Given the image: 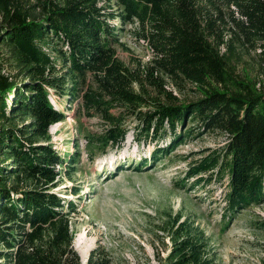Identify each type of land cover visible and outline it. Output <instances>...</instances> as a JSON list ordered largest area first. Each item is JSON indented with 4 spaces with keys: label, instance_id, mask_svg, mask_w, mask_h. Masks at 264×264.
Returning <instances> with one entry per match:
<instances>
[{
    "label": "trees",
    "instance_id": "1",
    "mask_svg": "<svg viewBox=\"0 0 264 264\" xmlns=\"http://www.w3.org/2000/svg\"><path fill=\"white\" fill-rule=\"evenodd\" d=\"M125 22L150 48L131 68L115 54ZM233 41L264 54V0H115V8L108 0H0V45L13 68L0 71V264L81 262L70 231L77 203L53 190L76 158L47 140L49 125L63 118L49 88L98 118L101 130L86 145L99 153L119 147L130 132L136 145L166 140L149 151L156 162L192 133L183 129L188 121L197 134L221 133L223 143L193 158L174 185L225 177L226 219L263 203L264 90L228 80L220 48L233 50ZM164 77L192 85L198 96L178 97ZM229 82L238 89L216 86ZM169 223L164 264H212L198 226L178 215ZM85 264L112 262L96 245Z\"/></svg>",
    "mask_w": 264,
    "mask_h": 264
},
{
    "label": "rangeland",
    "instance_id": "2",
    "mask_svg": "<svg viewBox=\"0 0 264 264\" xmlns=\"http://www.w3.org/2000/svg\"><path fill=\"white\" fill-rule=\"evenodd\" d=\"M108 1L115 8V0ZM112 21L119 24L116 19ZM133 25L129 22L120 25L117 31L120 43L115 45L116 56L130 68L135 62H145L150 54L147 42L131 32ZM232 43L231 51L220 48L226 53L228 80L237 79L264 90V54L258 46L245 41ZM6 55V47L0 45V71L13 69ZM164 78L165 86L178 97L198 96L192 85L182 81L174 85L168 77ZM216 86L238 89L231 82ZM49 90L48 96L63 112V118L49 125L47 140L60 155L74 153L76 158L71 167H65L53 188L77 203V212L70 219L76 253L79 254L78 247H87L89 251L98 245L112 264H164L170 244L166 229L171 217L178 215L179 220H191L206 235L212 264H264V230L258 227L264 222V202L241 209L226 219L225 177L194 187L189 185L191 179L183 188L174 185L193 158L223 143L221 133L197 134L195 123L188 121L183 129L190 128L192 133L156 162L149 159V151L166 140L136 145L130 132L119 147H107L99 153L90 150L93 145H86V138L101 130L98 118L83 115L77 99L69 100L64 94ZM143 157L144 165L135 167ZM72 186L78 189L76 195L69 191ZM79 261L84 263L81 257Z\"/></svg>",
    "mask_w": 264,
    "mask_h": 264
},
{
    "label": "bare ground",
    "instance_id": "3",
    "mask_svg": "<svg viewBox=\"0 0 264 264\" xmlns=\"http://www.w3.org/2000/svg\"><path fill=\"white\" fill-rule=\"evenodd\" d=\"M78 252H79V255L80 257L82 258V261L84 262V259H86V255H87V251H88V248H84V247H78Z\"/></svg>",
    "mask_w": 264,
    "mask_h": 264
},
{
    "label": "water",
    "instance_id": "4",
    "mask_svg": "<svg viewBox=\"0 0 264 264\" xmlns=\"http://www.w3.org/2000/svg\"><path fill=\"white\" fill-rule=\"evenodd\" d=\"M83 264H85V259H84V263Z\"/></svg>",
    "mask_w": 264,
    "mask_h": 264
}]
</instances>
